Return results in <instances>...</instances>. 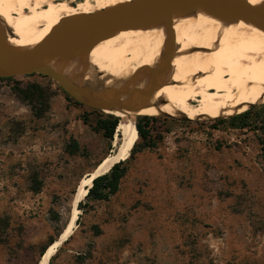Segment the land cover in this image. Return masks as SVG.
Instances as JSON below:
<instances>
[{
  "label": "rangeland",
  "instance_id": "rangeland-1",
  "mask_svg": "<svg viewBox=\"0 0 264 264\" xmlns=\"http://www.w3.org/2000/svg\"><path fill=\"white\" fill-rule=\"evenodd\" d=\"M30 84L45 95L39 117L17 92ZM93 110L49 77L0 78V264H39L40 249L67 226L81 180L117 151L121 132L111 140L96 132L108 112ZM244 111L236 123L247 126H232ZM153 117L156 146L137 136L118 191L81 200L50 263L264 264V102L216 118Z\"/></svg>",
  "mask_w": 264,
  "mask_h": 264
},
{
  "label": "bare ground",
  "instance_id": "bare-ground-1",
  "mask_svg": "<svg viewBox=\"0 0 264 264\" xmlns=\"http://www.w3.org/2000/svg\"><path fill=\"white\" fill-rule=\"evenodd\" d=\"M124 1L130 0H0V28L10 46L24 49L62 20L95 14ZM247 1L257 4L263 0ZM168 20L173 29L171 42L166 20L146 23L112 34L86 54L52 64L75 84L90 85L94 96L134 89L149 94L134 97L133 104H144L140 109L115 107L111 111L120 118L117 130L122 134L121 143L112 157L81 180L68 224L39 264H48L73 231L79 214L77 204L87 194L92 179L128 156L138 136L136 116L164 112L190 119L215 118L264 102V32L200 8L173 14Z\"/></svg>",
  "mask_w": 264,
  "mask_h": 264
},
{
  "label": "water",
  "instance_id": "water-1",
  "mask_svg": "<svg viewBox=\"0 0 264 264\" xmlns=\"http://www.w3.org/2000/svg\"><path fill=\"white\" fill-rule=\"evenodd\" d=\"M198 8L217 18L241 21L264 32V0L257 4L247 0L124 1L95 14L62 20L24 49L10 46L0 28V78L38 74L54 80L76 102L93 109L111 114H114L111 111L115 107L126 110L140 109L144 104H133L134 97L136 95L148 96L149 93H142V91L134 89L115 91L106 97L94 96L90 85L75 84L65 74L54 70L52 64L61 58L86 54L112 34L146 23H158L166 20L167 39L171 42L173 29L168 18L173 14ZM123 95L126 96L125 99H121ZM160 114L166 117L172 116L164 112ZM180 116L184 120L190 119L183 115ZM89 187L86 188L87 192ZM60 235L57 239L60 238ZM53 242H50L40 254V260Z\"/></svg>",
  "mask_w": 264,
  "mask_h": 264
},
{
  "label": "trees",
  "instance_id": "trees-1",
  "mask_svg": "<svg viewBox=\"0 0 264 264\" xmlns=\"http://www.w3.org/2000/svg\"><path fill=\"white\" fill-rule=\"evenodd\" d=\"M27 76H29V75H27ZM13 78L14 77L2 78V79H13ZM17 92L21 96V98L23 100H26L28 102V104L31 106V111H32L34 116L39 117L45 111H47V105L44 103L45 95H44V92L42 90V87H40L39 85L30 84L25 89H17ZM67 96L69 98H71L69 95H67ZM36 103L39 104L40 107L36 108V106H35ZM93 111H96V110H93ZM248 112L249 111H244L243 113H241L237 116H232L231 118H229L231 125L234 127H241V128L247 126L246 122H241L239 125H237L236 121L237 120L241 121L246 116V114ZM102 116H103V118H99L96 120L93 129L96 132H101L105 138L111 140L113 135H114L115 129L118 128V124H119L120 119L117 115H114L111 113H102ZM155 119L156 118L153 116L143 115V116H139L137 118L136 123H135L136 129H137V135L142 140L145 141L144 142L145 147L151 148V147L156 146V139L153 137V135L151 134V129L148 127L149 122L154 121ZM83 122L86 123V119H83ZM259 143L261 146V150L264 151V135H263V137H261L259 139ZM136 147H137V144L134 143L133 147L130 150L129 157L133 156ZM113 154H111L108 157H112ZM125 163H126V159L120 160V161L114 163L108 172L97 175L96 177H94L92 179V185L88 188V192L85 195V199L86 200L92 199L95 201H101V200H107L110 196L114 195L118 191L120 181L127 171V167L125 166ZM83 206H84V203H82L80 201L78 203V208L83 210L84 209ZM78 219L79 218H77V222H78ZM54 240L55 239L51 237L48 241V244L50 242H53ZM66 241H64V242H66ZM47 245L43 246L40 249L39 254L43 253V251L45 250ZM52 257L50 258V260L52 259ZM50 260H49L48 264H51Z\"/></svg>",
  "mask_w": 264,
  "mask_h": 264
},
{
  "label": "crops",
  "instance_id": "crops-1",
  "mask_svg": "<svg viewBox=\"0 0 264 264\" xmlns=\"http://www.w3.org/2000/svg\"><path fill=\"white\" fill-rule=\"evenodd\" d=\"M62 95L61 94H58V97L60 98ZM62 98H63V96H62ZM43 190H45L44 188H41L40 190H39V192L38 193H43Z\"/></svg>",
  "mask_w": 264,
  "mask_h": 264
}]
</instances>
